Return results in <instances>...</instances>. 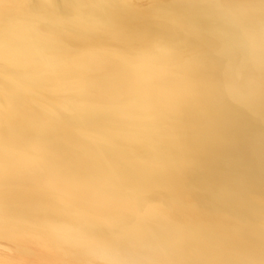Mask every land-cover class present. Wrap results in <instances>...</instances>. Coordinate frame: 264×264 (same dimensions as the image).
<instances>
[{
  "label": "bare ground",
  "instance_id": "obj_1",
  "mask_svg": "<svg viewBox=\"0 0 264 264\" xmlns=\"http://www.w3.org/2000/svg\"><path fill=\"white\" fill-rule=\"evenodd\" d=\"M264 264V0H0V264Z\"/></svg>",
  "mask_w": 264,
  "mask_h": 264
},
{
  "label": "clouds",
  "instance_id": "obj_2",
  "mask_svg": "<svg viewBox=\"0 0 264 264\" xmlns=\"http://www.w3.org/2000/svg\"><path fill=\"white\" fill-rule=\"evenodd\" d=\"M95 254L102 261V264L110 258V253L104 248L96 249Z\"/></svg>",
  "mask_w": 264,
  "mask_h": 264
}]
</instances>
